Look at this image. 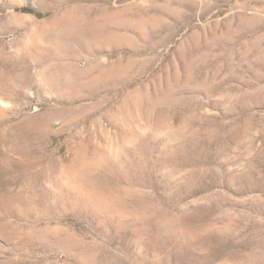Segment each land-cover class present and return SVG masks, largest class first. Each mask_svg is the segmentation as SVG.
Returning <instances> with one entry per match:
<instances>
[{"label": "rangeland", "instance_id": "1", "mask_svg": "<svg viewBox=\"0 0 264 264\" xmlns=\"http://www.w3.org/2000/svg\"><path fill=\"white\" fill-rule=\"evenodd\" d=\"M70 5L114 31L59 94ZM0 264H264V0H0Z\"/></svg>", "mask_w": 264, "mask_h": 264}, {"label": "bare ground", "instance_id": "2", "mask_svg": "<svg viewBox=\"0 0 264 264\" xmlns=\"http://www.w3.org/2000/svg\"><path fill=\"white\" fill-rule=\"evenodd\" d=\"M87 13L82 5H70L62 13L54 12L52 27L42 32L41 38L47 39L49 48L42 57L32 60L36 59L37 64L48 72L45 74L46 90L63 94L77 88L79 73L71 62L78 51L84 46L90 48V44L101 39H111L114 31L111 18H88ZM96 65L101 67L102 62L96 59Z\"/></svg>", "mask_w": 264, "mask_h": 264}, {"label": "trees", "instance_id": "3", "mask_svg": "<svg viewBox=\"0 0 264 264\" xmlns=\"http://www.w3.org/2000/svg\"><path fill=\"white\" fill-rule=\"evenodd\" d=\"M26 13H33L31 10L25 9Z\"/></svg>", "mask_w": 264, "mask_h": 264}]
</instances>
